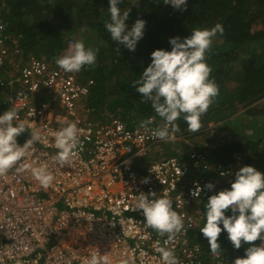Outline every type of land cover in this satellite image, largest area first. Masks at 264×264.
<instances>
[{
  "label": "built area",
  "instance_id": "built-area-1",
  "mask_svg": "<svg viewBox=\"0 0 264 264\" xmlns=\"http://www.w3.org/2000/svg\"><path fill=\"white\" fill-rule=\"evenodd\" d=\"M73 43L69 40L57 56ZM7 52L0 48V66ZM55 58L29 55L18 63L16 73L0 74V112L7 96L18 118L41 133L25 157L0 172V264H86L93 251L107 255L109 264H164L157 251L161 246L174 250L178 264H228L222 256H208L198 241L188 238L200 221L198 206L218 188L214 181L213 189L204 187L209 178L199 174L206 167L200 154L193 148L183 158L164 154L140 163L144 170L138 171L136 160L149 155V146L164 142L152 135V128L163 121L148 117L143 120L153 123L144 128L140 121L127 125L117 115L87 120L92 80L82 79L80 71L65 72ZM73 121L82 148L70 162L60 164L54 133ZM28 138L26 131L17 142ZM39 166L53 176L47 187L33 175ZM217 175L231 181L223 168ZM149 191L158 196L166 192L183 217V230L167 245V234L159 235L146 225L142 210H135L141 192Z\"/></svg>",
  "mask_w": 264,
  "mask_h": 264
},
{
  "label": "trees",
  "instance_id": "trees-1",
  "mask_svg": "<svg viewBox=\"0 0 264 264\" xmlns=\"http://www.w3.org/2000/svg\"><path fill=\"white\" fill-rule=\"evenodd\" d=\"M119 6L122 12L130 8L129 26L137 18L146 21L144 36L134 51L113 41L106 30L108 0H0V23L5 24L0 31V44L8 49V40L16 39L22 53L19 60H12L8 49L7 60L11 62L7 64L25 61L29 55L54 59L71 40L73 28L91 31L97 41L96 63L80 70L82 79L92 80L85 103L89 113L87 120L102 121L109 115H117L127 125L148 117L159 122L162 119L151 102L142 100V94L131 82L139 79L143 68L150 63V53L154 49L171 48L170 37L182 39L190 35L193 28H210L219 22L224 31L217 32L206 54L212 69L210 76L219 86V93L210 105L212 114L207 118L208 123L224 120L233 114L236 106H243L244 113L251 117L242 121H249L253 131L251 138L238 141L231 139L220 143L213 139L212 144L206 146L209 151L202 144L193 147L206 164L225 165L231 181L243 165H253L264 172V133H260V129L264 132V119L257 117L261 110L256 106L264 100V0H187L183 10H177L163 0H120ZM203 118L204 114L201 123L206 121ZM176 123L180 131L188 129L182 117ZM230 123L235 131L243 130L240 120L233 117ZM197 133H201L200 129ZM243 136L248 135L243 133ZM199 174L203 176L204 173ZM227 184L226 187L230 186ZM206 202L200 204V221L188 232V238L198 241L209 256L213 253L207 238L199 230L205 223ZM218 240L222 246L218 254L229 255L231 264L237 256L245 254L248 246L242 242L239 249L234 248L226 231L221 232ZM259 242L258 239L252 243Z\"/></svg>",
  "mask_w": 264,
  "mask_h": 264
},
{
  "label": "clouds",
  "instance_id": "clouds-1",
  "mask_svg": "<svg viewBox=\"0 0 264 264\" xmlns=\"http://www.w3.org/2000/svg\"><path fill=\"white\" fill-rule=\"evenodd\" d=\"M108 2L109 19L104 25L106 30L113 41L134 51L138 41L144 36L146 21L137 18L129 26L130 8L122 12L120 0ZM163 2L177 10H183L187 6V0ZM4 28L5 24L0 23V31ZM223 31L222 24L217 22L210 28H193L191 34L182 39L179 36L170 37L171 48L154 49L150 53V63L143 68L139 79L131 82L142 94L141 99L150 101L155 113L163 121V124L152 128L155 138L174 141L176 137L173 133L180 130L176 121L181 117L187 123L189 132L195 133L200 129L201 116L207 112L219 93V86L210 76L212 69L207 63L206 54L217 32ZM97 52L98 49L86 45L83 40H77L63 55L55 58V63L65 72H79L83 67L96 63ZM152 123V119L141 120L140 126L147 128ZM25 131L30 132V138L20 144L17 137ZM40 139L41 133L25 120L19 119L15 107L0 112V172L16 165L25 157L27 149ZM54 146L57 149L55 159L58 163L71 161L75 152L82 148L76 122H68L54 133ZM32 171L43 187H47L53 180L46 166L35 167ZM228 183L230 186L207 197L204 205L205 223L199 230L207 238L214 255L222 247L218 236L226 231L234 248L239 249L242 242L248 245L245 254L237 256L233 264H264V172L253 165H243ZM204 187L213 189L215 185L209 181ZM135 210H142L147 226L161 236L167 234L165 245L184 228L183 217L173 208L166 192L159 196L156 191L146 194L141 192L135 203ZM258 239L259 243H252ZM157 251L164 264H178V257L172 248L161 246ZM222 257L229 264L226 256ZM86 264H109V257L93 251ZM123 264H128V261L125 260Z\"/></svg>",
  "mask_w": 264,
  "mask_h": 264
},
{
  "label": "rangeland",
  "instance_id": "rangeland-1",
  "mask_svg": "<svg viewBox=\"0 0 264 264\" xmlns=\"http://www.w3.org/2000/svg\"><path fill=\"white\" fill-rule=\"evenodd\" d=\"M28 19V16L26 18V21ZM73 23H75V19L73 20ZM64 32V31H63ZM73 33L70 34V38L71 40H73L74 42L77 40H83L86 45L93 47L94 49L97 46V41L95 39V36L91 31H86L83 28H79V27H75L72 30ZM1 33H0V38H1ZM95 39V40H94ZM7 46L11 49V50H16L17 46H18V41L16 39H12L8 40L7 42ZM21 53V51H19ZM142 73V72H141ZM256 104V103H254ZM253 105V104H252ZM258 107V109H260L261 111L259 112L257 117H260L262 119H264V100L260 103H257L256 105ZM210 106L207 110L206 113H204V117L203 120L206 119V121L203 123H201V127H200V131L201 133H193V132H189L188 129L182 131H178L179 133H176L175 137L176 139L174 141H170V142H165L164 143V148L163 150H168L171 151V153H175L177 155H180L182 158L186 155V151L190 149H194V145L196 144L197 146H200L201 144L204 145L205 147L207 145H211L212 144V140L213 139H217L220 143L224 142V141H228L233 139L234 141H238L240 139L243 138H251V134H252V128L250 127V122L249 121H242L243 118L249 119L251 117V115L247 116L244 111V107L243 106H236V108L234 109L233 114H231L230 116H228V118L224 119V120H219L216 123H208V117L211 116V111L209 110ZM89 114V113H88ZM235 120H240V124L243 127V130L237 132L234 130V126H231V118H233ZM250 123V124H249ZM258 125L260 126V122H258ZM237 132V133H236ZM243 133L247 134L248 136H243ZM260 133L263 134L264 132H262V130L260 129ZM26 134V131H25ZM24 136V132L21 133L18 137L17 140L19 142L22 141ZM214 137V138H212ZM207 151H209V148H205ZM199 150H202V147H199ZM205 152V150H203ZM206 151V152H207ZM162 155H159V153L156 151L153 153H150L146 160L149 161L151 159H159L161 158ZM213 168V169H212ZM212 169V171H216V169H218V165L217 164H213L212 162L207 163L205 169H202L201 172L205 173L208 172ZM224 182H222L219 186L218 189H223L225 188L228 184H227V180L223 179ZM226 257H230L229 255H226ZM233 259V258H232ZM232 261L229 258V264H231Z\"/></svg>",
  "mask_w": 264,
  "mask_h": 264
},
{
  "label": "crops",
  "instance_id": "crops-1",
  "mask_svg": "<svg viewBox=\"0 0 264 264\" xmlns=\"http://www.w3.org/2000/svg\"><path fill=\"white\" fill-rule=\"evenodd\" d=\"M0 45L1 46H5L3 44H0ZM8 49L11 51L9 57H11L12 60H13V58L15 60H19L20 59V56L22 55V53L19 52L18 46H17V49L16 50H11L10 48H8ZM8 62H11V60H7L6 61V58H5L3 60V65L0 66V74H2L4 76H8L9 74L16 73L18 71V62L17 61L10 63V66H9V64H7ZM9 107H10L9 99H8L7 96H4L2 98V101H1L2 112L5 111L6 109H8ZM173 134L175 136L176 135V132H174ZM24 135H25V132H24ZM165 142H170V141H165ZM165 142H160L158 144L149 146L147 148V153H149V154L150 153H153V152L156 153V151H157L159 153V155H162V157L164 156V154H170L171 151L163 150L164 148H166V147H164V143ZM188 153H189V150L186 151V155ZM146 158H147V156H144L142 159L136 160L135 164H136V168H137L138 171H143L144 170L143 167H140L139 166L140 163L146 164V163H150L153 160V159H151V160L147 161ZM154 160H156V159H154ZM219 168H223V169H225V170L228 171L227 167L225 165H223V164H219L218 165V169ZM212 169L210 171H208V172H205L204 173L205 175L203 174V176L208 177L209 178L208 179L209 181H212V182L214 181L216 183L217 187H218L222 182H224V180L222 178L218 177V175H217V170L218 169H216V171L215 170L212 171ZM198 208H199V206H198ZM212 255L213 256H216L217 255V257H219L218 254H215V255L212 254Z\"/></svg>",
  "mask_w": 264,
  "mask_h": 264
}]
</instances>
